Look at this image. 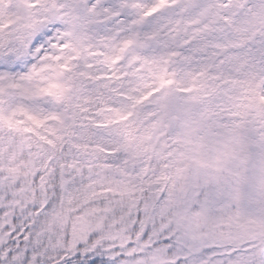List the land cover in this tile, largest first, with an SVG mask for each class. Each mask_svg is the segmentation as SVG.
<instances>
[{
    "label": "rangeland",
    "instance_id": "374dc122",
    "mask_svg": "<svg viewBox=\"0 0 264 264\" xmlns=\"http://www.w3.org/2000/svg\"><path fill=\"white\" fill-rule=\"evenodd\" d=\"M14 1L0 0L6 8ZM52 1L56 18L45 21L36 36L28 35L24 47L1 50L0 264H66L100 256L111 260L137 257L138 264H174L168 259L175 253L169 251L175 249L183 255L184 264H224L221 256L263 242L264 219L257 207L264 203L254 199L260 196L264 176L258 156L237 155L236 150L226 166L218 164L212 172L205 166L213 152L225 154L229 109L239 105L244 111L251 107L264 114V0ZM7 18L8 14L1 32L10 30ZM135 18H140L137 37L132 32ZM68 45L81 50L98 75L124 81L119 94L123 101L140 90L143 94L130 108L131 121L115 128L110 138L97 130L99 142L92 139L82 153H70L58 171L49 169L50 160H44L50 156V142L63 146L67 101L81 64L77 52L66 57ZM163 46L166 51L157 55ZM134 49L138 54L149 52L147 68L137 60H127ZM173 51L185 53L192 70V85L185 93L173 86L175 74L170 70L177 56ZM167 85L171 90L162 95ZM160 95L157 108L145 112L144 107ZM117 109L118 115L129 110L128 106ZM173 128L190 151L178 155L191 159L197 173L192 170L187 188L184 182L174 183L168 197L172 208L179 203L184 207L176 213L181 234L172 245L155 249L140 242L142 234L119 245L117 238L131 224L132 211L138 206L142 189L136 185L146 173L142 165L147 153L153 154L146 129L161 143L170 139L166 135ZM11 131H22L25 137ZM247 132L244 129L243 138ZM242 146L240 150L245 151ZM163 151H168L164 145ZM236 162L246 165L242 181L233 176ZM201 167L205 171L198 175ZM204 187L217 195L196 213L195 201ZM116 196L129 201L122 200V207ZM227 199L245 212L235 208L238 218L231 222L225 218ZM188 208L194 216L184 215ZM219 220L220 224L213 225ZM225 229H229L228 236ZM253 235L259 239L239 243L232 252L225 251L224 245L205 243ZM260 264H264V243Z\"/></svg>",
    "mask_w": 264,
    "mask_h": 264
},
{
    "label": "trees",
    "instance_id": "16d2710c",
    "mask_svg": "<svg viewBox=\"0 0 264 264\" xmlns=\"http://www.w3.org/2000/svg\"><path fill=\"white\" fill-rule=\"evenodd\" d=\"M39 0H16V3L12 6L14 9L17 5L21 7L25 6L23 14H13L10 16L9 20L14 22V26L10 30H6L2 35L0 34V45L6 46V49H10L11 52L24 47L26 44V40L28 35H34L36 30L41 25V22L44 19H47L52 14V9L50 10L51 0L48 1L47 6H37L27 10V5ZM57 9V8H55ZM5 14V8L0 4V22H3ZM9 14V12H8ZM235 19L231 18L230 21H234ZM26 30V31H25ZM25 32H28L27 35H24ZM182 39V38H181ZM159 53H162V50H159ZM149 54H143L139 57L140 61L146 65L149 61ZM14 57H17L18 54H13ZM135 58V56H133ZM256 60L260 61L258 55L255 56ZM173 72L176 74V78L174 81V86L181 90H186L191 81L192 70L189 67L186 60H179L177 58L173 63ZM78 72V83L75 86V89L72 91L71 101L69 103L70 112L69 116L65 123L66 129V141L63 149V154H57L59 148L54 147L52 151V155H55V158L51 161V166L58 164L61 158H67V156L73 152L78 151L77 153H82V148L89 141L94 139L97 143L101 138V134L96 131L93 127L95 122H98L100 127H104L103 133H106L110 138L114 133V127H116L115 123L117 122V115H114L113 110L114 107L117 106L120 99H118L117 94L120 92L121 83L119 81H114L107 77H99L96 73L95 67H88V63L84 61L80 66L76 68ZM169 91L171 89H168ZM136 101V98L135 100ZM121 102V101H120ZM125 104V103H124ZM160 102L158 103V105ZM147 110H145L146 112ZM235 119V121H234ZM217 126V125H216ZM242 126V127H241ZM241 130L239 131V128ZM246 129L248 132L246 138H243V131ZM98 130V129H97ZM99 136V137H96ZM225 154L223 155V161H225V166L228 164V156L231 153H234L236 150V154H244L248 156H258L257 159L262 162L264 166V115L259 112H255L253 109H247L244 111L239 105L235 107V109H229L228 112L225 113ZM242 140V141H241ZM236 142L240 143V146L244 144L242 147H246L245 151L240 150V146L236 147ZM254 145V146H253ZM258 146V147H257ZM179 148V143L177 142L175 147L173 148V155H171V168H172V178L168 184V189L171 191L174 189L173 184L176 185L178 183L184 182L185 188H187L189 181L191 180V173L188 172L189 166L187 165L185 159L178 155L179 152L183 151ZM185 150L189 151L188 147L184 144ZM178 149L177 153L174 150ZM190 152V151H189ZM62 155V156H61ZM198 155V153H194L192 156ZM217 153L213 152V157H216ZM198 158L200 156H197ZM212 157V156H211ZM160 159L157 158L155 161L156 166L153 169L152 175L148 180V188L144 190L141 196V201L139 205L141 209H137L134 216H137L138 220H143L149 211L153 203L152 194L155 189H159L154 186V180L158 179L159 171L161 170V164L159 163ZM190 159L187 162H191ZM246 167L243 163L236 162L233 166L235 172L233 176L238 175L240 179L235 177V182L238 179L242 181L246 179L243 174V169ZM205 171L202 167L199 169L198 175L200 172ZM206 171L212 172V168H208ZM203 175V174H202ZM231 175V177H233ZM229 175L225 173V178L223 180L227 181ZM185 178V179H183ZM260 196L255 197L257 201L264 203V176L261 179L260 184ZM216 191H212L211 188L203 189L200 193L199 202L203 200L205 195H210L211 198L215 195ZM213 194V195H212ZM217 195V193H216ZM182 197V194H181ZM168 198L164 200L163 204L155 210L152 215V219L150 225L148 227L149 234H152V238H160L168 235L169 233L176 230L177 239L181 234V226L182 223L178 221L177 212H181L184 209L182 204H178L176 208H172ZM167 202V203H166ZM198 201L195 202L197 204L194 207V211L197 213L199 208L203 206V204H199ZM189 204L188 206L195 205ZM190 208V207H189ZM187 210L186 216H194V213L190 210ZM238 208L241 212L243 209L237 205L232 204L230 199L226 200L224 205L225 209V218L231 214L232 210ZM259 211H264V204L259 208ZM162 214H161V213ZM168 216H170L168 218ZM232 218V217H231ZM162 220V222L160 221ZM232 220V219H231ZM167 221H170V225L167 226ZM231 222V221H230ZM221 223V220L215 221L213 225H218ZM164 225L165 229L161 231L162 226ZM138 226L134 227L136 231ZM186 232L184 231L182 235ZM126 236V234L124 235ZM228 236V235H226ZM120 240L125 241V238H120ZM240 238L230 239V242H237ZM121 241V242H122ZM256 250L251 251L250 253L240 254L239 259L243 262L250 256L256 257ZM73 264V263H71ZM74 264H133L130 259L126 258H118L115 261H108L104 259H98L91 263H74ZM245 264H251L249 260L245 261ZM257 264V260H256Z\"/></svg>",
    "mask_w": 264,
    "mask_h": 264
}]
</instances>
